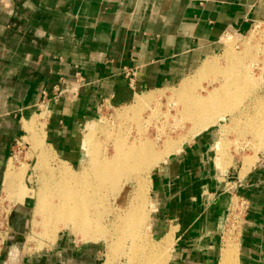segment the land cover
Returning a JSON list of instances; mask_svg holds the SVG:
<instances>
[{
	"label": "crops",
	"instance_id": "crops-1",
	"mask_svg": "<svg viewBox=\"0 0 264 264\" xmlns=\"http://www.w3.org/2000/svg\"><path fill=\"white\" fill-rule=\"evenodd\" d=\"M257 23L264 0H0V213L11 155L43 92L63 90L46 104L48 140L77 164L83 130L102 107L182 85L226 51L229 36L245 38ZM218 135L199 133L151 175L149 232L168 249L172 238L166 264H221L228 219L242 204L234 264H264V149L230 160L216 149ZM24 220L11 216L0 264H99L96 247L66 234L26 259L16 241Z\"/></svg>",
	"mask_w": 264,
	"mask_h": 264
},
{
	"label": "rangeland",
	"instance_id": "rangeland-1",
	"mask_svg": "<svg viewBox=\"0 0 264 264\" xmlns=\"http://www.w3.org/2000/svg\"><path fill=\"white\" fill-rule=\"evenodd\" d=\"M259 26L260 28L252 30L245 38H233V40L227 42V48L223 54L209 59V62L216 64L219 71L230 69L233 67L234 59H239L242 63L239 75H242V77L249 76L247 77L250 78L251 86H249L250 89H247V93L253 91L251 94H245L247 98L243 96V101L240 103L231 102L222 106L215 105L214 109H226V111L224 114H220L221 116L218 117L216 125L205 129L213 127L218 130V139H220L216 144V149L220 154L229 157L230 160L232 155L241 158L252 151L260 152L264 149V25ZM207 62L208 60L205 63ZM248 72H251V75ZM199 78L198 73H196L187 79L194 84L187 94L183 92L185 89L181 88L180 85L170 90H157L139 94L132 103L125 106L102 107L98 118L83 130V154L77 164L65 160L51 147L47 134L48 109L46 105L40 107L39 104L37 113L30 120L35 121H27L23 140L15 147L11 155V166L9 167L11 168L9 171L11 175H8L10 184L9 186L7 185L6 190L4 186L1 198L2 217L5 218L6 215H9V225H6V229L9 230L10 234L9 238L15 233V229L12 228L10 222L11 216L15 211L24 215L25 220L20 227L16 241L24 249L23 256L26 259L51 252L57 245L59 237L62 234H66L78 246L91 245L96 247L101 256L99 264H143L148 256L153 253L155 262L158 258L159 260L164 259L165 263L168 262L172 238L168 242V249V246L164 244L165 240L161 242L154 240L149 232L150 212L148 210V198L150 178L148 179L146 176L150 172L153 173L163 160L157 165H153L154 168L157 166L155 169L147 165L145 169L130 173L129 177H123L117 187H114L113 184H108L103 187L102 191H97L101 201V208L104 207L105 201L107 214L102 221L105 232L97 240L85 239L86 237L82 234L72 232V229L66 224V226H63V223H61L62 227L59 224L57 225L58 220L48 217L46 210H39V208L41 209L40 198L42 191L46 187L45 182L48 181L49 184L48 182L46 184H48V188H51V184L53 185L60 178L59 173L62 169L71 167L73 171L78 172L83 167L88 166L91 157V155H88L92 148L99 156L106 153L109 157H112L118 143L124 142L126 146H130L139 137H147L157 142L156 148L161 152L166 149V141L178 144L182 141L179 147H182L188 141H192L199 133L205 131L200 129L204 125L195 123L197 125L195 127L193 125L195 121L183 115L184 108L179 102V95L186 94L184 97L196 95L200 99L201 97L207 99L219 87V80H221L222 76L217 73H210L206 77ZM142 96H146L149 102L143 107H136ZM256 99L258 100L256 101ZM194 127L198 130L194 129ZM88 131L94 132L91 144L85 141L86 132ZM221 139L224 141L223 146L220 144ZM166 157L164 161L168 158ZM23 166L27 167L26 169L24 168L26 170L24 174H22ZM18 175L19 177H17ZM11 178L12 180H10ZM132 211L134 214L139 212L138 220L142 218L146 220L138 228L139 230L143 229V232L141 231L140 236L121 243L118 238L122 234L120 229L122 221ZM234 216L233 213L230 216L231 219L229 217L223 235V251L232 248L236 251L230 259V264H234L237 256L239 238L237 233L239 232L240 220L239 218H234ZM116 229L120 231L119 234H116ZM139 244L141 245V250L138 249L140 247ZM161 244L165 245V249L168 250L163 252V246L160 248ZM134 247L136 248L135 250ZM136 251L139 252L136 253ZM145 252L148 253L146 254ZM137 254L140 256L135 258ZM153 262L149 264H153Z\"/></svg>",
	"mask_w": 264,
	"mask_h": 264
},
{
	"label": "bare ground",
	"instance_id": "bare-ground-1",
	"mask_svg": "<svg viewBox=\"0 0 264 264\" xmlns=\"http://www.w3.org/2000/svg\"><path fill=\"white\" fill-rule=\"evenodd\" d=\"M231 40H233V36H229L227 38V42H230ZM234 61L235 62L233 63V67L227 70L225 69V71H219L216 64H214V62H209V60L207 63H204L203 66L199 69L197 73L200 78L206 77L210 73H217L222 76L221 80H219V87L216 88L207 99H204L202 97L200 99L198 98L199 96L197 97L196 95L184 97L187 92H190V89L194 84H192V82H190L189 80H186L181 85V88L183 87L185 89L183 92L186 93L185 95H179V102L184 108L183 115H186L192 121H195L193 123L195 127L198 124L204 125L205 127L201 126V131L205 130L208 127L216 125L218 122V117L225 113L226 109H214L213 107L215 105L222 106L223 104L225 105L231 102H234L236 104L238 102L240 103L241 101H243V96H245V94L248 95L253 92L252 91L251 93H247V89L249 88V86H251V83L249 82L250 78H248L249 76L247 75L248 77H242V75H239V70L242 65L241 61H239V59L237 58H235ZM250 73L249 75H251ZM257 100L258 99H256V101ZM147 102H149L147 97L142 96L136 107H143L147 104ZM195 123H197V125H195ZM195 127L194 129H197ZM93 134L94 132L91 131L86 132L85 141H87V143L91 144L93 142ZM223 139H221L220 142L221 146H223ZM156 143L157 142L152 141L147 137H139L138 139L134 140L130 146H126L124 142H121L116 145L115 153L112 157H109L106 153L99 156L98 153L94 152L93 148L90 149V151L88 148V151L90 152L88 156L91 155L90 163L88 166L83 167L82 170L78 172L73 171L71 167H65L59 173L60 178L57 179L55 183L53 182V185L51 184V188H48L49 182L46 181L48 182V184H46L45 182L46 187L45 189L43 188L44 191H42L41 193V209L39 208V210H46L48 217L59 221L57 225L63 223L62 225L64 226L66 224L72 229V232L82 234L84 237H86L85 239H99V236L105 232L103 230L102 221L107 214L105 210V201L104 207L101 208V201L99 195H97V191H102L103 187L108 184H113L114 187H117L123 177H129L130 173L145 169L147 165L148 167L150 165V168H152L153 165H157L162 160L164 161L167 155V157H169L174 152H178L181 148L179 147L180 143L178 144L166 141V149L162 150L161 152L157 150ZM24 168L26 169L27 167L23 166L22 169ZM155 168L153 167V169ZM24 170H22L23 172L21 171L22 174H24V172L26 173V170ZM151 174L152 172L146 174L148 179L151 178ZM9 175L11 174L9 173ZM19 175L17 177H19ZM10 180H12V178ZM94 182L98 184H94ZM54 201L57 203H55ZM138 214L139 212L134 214V212L132 211L129 216H127L122 221L123 223L120 227V229L122 230V234H120L118 238L121 243L129 241L134 237H138L141 235V231L143 232V229L139 230L138 228L146 220H144V218L138 220ZM62 225L60 226L62 227ZM136 227L138 230L136 229ZM56 228H58V226H56ZM60 229L62 230V228ZM134 230L136 231V233ZM115 232L116 234L120 233L118 229H116ZM49 240L51 241V239ZM167 241L168 240H165V245L167 244ZM165 245L161 244L160 246V248L163 246V252H165V250H168L165 249ZM140 248L141 245L138 249ZM135 249L136 248L134 247V250ZM138 252L139 251H136V253ZM145 253L147 254L148 252ZM234 253L235 251L233 248L227 250L224 254L221 264H230V259L231 257H233ZM137 256L140 255L137 254L135 258H137ZM154 256V253L150 254L143 264H149L153 261V264H166L164 259L159 260V258L155 262Z\"/></svg>",
	"mask_w": 264,
	"mask_h": 264
},
{
	"label": "built area",
	"instance_id": "built-area-1",
	"mask_svg": "<svg viewBox=\"0 0 264 264\" xmlns=\"http://www.w3.org/2000/svg\"><path fill=\"white\" fill-rule=\"evenodd\" d=\"M259 25H264V24H254L252 30H256L258 28H260ZM233 38H235L233 36ZM129 76H135V74H128ZM63 94V90L61 89V86H56L54 88V92H53V96H50L49 92H43L42 94V99L40 104V107H44V105H46L48 103L49 100H54V101H59V99L61 98V95ZM245 209L244 204L240 205V207H238L233 213H234V218H239L243 212V210ZM231 219V217H230ZM6 225H9V215H6L5 218L2 217V211L0 213V249L1 251L7 246L8 243V238H9V230L6 229Z\"/></svg>",
	"mask_w": 264,
	"mask_h": 264
},
{
	"label": "water",
	"instance_id": "water-1",
	"mask_svg": "<svg viewBox=\"0 0 264 264\" xmlns=\"http://www.w3.org/2000/svg\"><path fill=\"white\" fill-rule=\"evenodd\" d=\"M20 224H18V226H17V228H16V230H17V232H20ZM18 246H19V248L21 247V245L20 244H18Z\"/></svg>",
	"mask_w": 264,
	"mask_h": 264
}]
</instances>
